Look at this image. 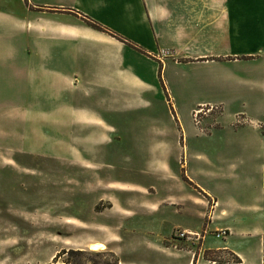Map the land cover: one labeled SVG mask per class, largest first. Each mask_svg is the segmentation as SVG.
Returning <instances> with one entry per match:
<instances>
[{"label":"rangeland","instance_id":"1","mask_svg":"<svg viewBox=\"0 0 264 264\" xmlns=\"http://www.w3.org/2000/svg\"><path fill=\"white\" fill-rule=\"evenodd\" d=\"M187 61L162 72L169 103L109 114L116 131L96 153L75 160L52 139L22 143L32 153L0 147V264H113L103 252L118 264H262L264 60L234 74L200 65L228 58ZM234 75L254 87L248 99L230 93Z\"/></svg>","mask_w":264,"mask_h":264},{"label":"crops","instance_id":"2","mask_svg":"<svg viewBox=\"0 0 264 264\" xmlns=\"http://www.w3.org/2000/svg\"><path fill=\"white\" fill-rule=\"evenodd\" d=\"M86 18L128 43L88 27ZM210 56L228 64H199L232 74L264 60V0H0V147L32 153L53 140L85 158L109 144L111 112L169 103L160 84L169 59ZM234 76L230 93L248 99L254 87ZM30 140L35 148L24 149ZM162 167L179 181L170 163ZM182 177L208 191L200 173ZM187 202L184 194L169 206Z\"/></svg>","mask_w":264,"mask_h":264},{"label":"trees","instance_id":"3","mask_svg":"<svg viewBox=\"0 0 264 264\" xmlns=\"http://www.w3.org/2000/svg\"><path fill=\"white\" fill-rule=\"evenodd\" d=\"M85 21V24L97 31L100 32H105V33H109L111 35H113L114 37H116L117 39L121 40L122 42L128 43L126 40H124L123 38H121L120 36L116 35L115 33H113L112 31H109L107 28H105L104 26H102L101 24L95 22L94 20H91L89 18L83 19ZM71 253H82L80 251H76V252H71ZM103 254H109L108 256L112 258L113 260V264H118V260L115 258V256L111 253V252H103L101 253ZM71 264H76V263H71ZM262 264H264V235L262 237Z\"/></svg>","mask_w":264,"mask_h":264},{"label":"bare ground","instance_id":"4","mask_svg":"<svg viewBox=\"0 0 264 264\" xmlns=\"http://www.w3.org/2000/svg\"><path fill=\"white\" fill-rule=\"evenodd\" d=\"M104 248V245L102 244H93L91 245V250L93 251H96V250H99V249H103Z\"/></svg>","mask_w":264,"mask_h":264}]
</instances>
